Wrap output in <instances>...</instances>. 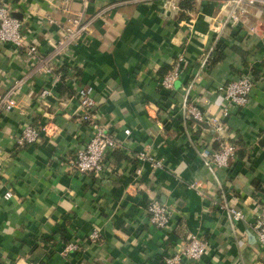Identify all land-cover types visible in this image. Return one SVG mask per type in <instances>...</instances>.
<instances>
[{
    "label": "crops",
    "instance_id": "crops-1",
    "mask_svg": "<svg viewBox=\"0 0 264 264\" xmlns=\"http://www.w3.org/2000/svg\"><path fill=\"white\" fill-rule=\"evenodd\" d=\"M11 1L21 33L49 49L59 29L46 17L64 20L62 0ZM186 1L174 12L166 0H90V29L65 55L73 69L68 81L93 87L99 122L118 138L124 128L131 131L122 149L108 154L110 171L94 176L69 166L90 134L72 82L44 101L39 96L47 81L33 75L17 93V108L0 114V264H164L188 232L207 248L199 261L185 264H264L251 227L256 198L264 200V10L248 13L256 33L242 27L217 32L225 16L218 2ZM79 7L72 0L70 9ZM179 54L186 63L174 89L164 91L159 79ZM29 67L28 56L0 42V94ZM243 73L254 83L248 103L231 107L222 133L183 114L190 102L219 116L225 102L216 88ZM26 123L40 125L39 138L18 145ZM216 137L237 142L226 168L208 167L198 156ZM137 150L163 166L139 163ZM7 190L12 196L4 199ZM150 199L170 206L166 228L149 223ZM219 202L244 218L233 221ZM93 229L100 240L85 242ZM70 242L81 248L64 254Z\"/></svg>",
    "mask_w": 264,
    "mask_h": 264
},
{
    "label": "built area",
    "instance_id": "built-area-1",
    "mask_svg": "<svg viewBox=\"0 0 264 264\" xmlns=\"http://www.w3.org/2000/svg\"><path fill=\"white\" fill-rule=\"evenodd\" d=\"M78 10L70 9L72 0H62L61 9L65 14L62 22L56 21L51 16L46 17L49 24H54L59 29L58 38L52 42L47 50H41L40 47L27 39L21 33V20L13 14L12 4L9 7L5 0H0V42L10 43V45L29 57L30 67L23 72L20 77L13 79L11 86L0 94V114L17 108V93L22 88V84L33 75L42 76L47 84L40 92V98L44 101H50L57 94V87L61 84L70 85L74 91V98L79 109V119L87 125L90 134L80 148L76 149L75 157L70 161L72 171L92 174L99 176L102 173L110 171L107 166V156L115 150L122 149L125 140L131 134L129 128H124V138H118L108 127L101 124L96 114V104L93 95V87L90 84L76 83L68 81L67 74H73V69L66 62L65 55L68 50L79 44L81 38L89 31L92 19H86V10L90 0H77ZM180 0H166V5L171 11H180ZM194 2L205 0H192ZM220 8L225 11V16L221 17L214 30L222 32L223 28H245L250 33L257 32V26L250 24L247 16L250 9L264 10V0H215ZM223 27V28H221ZM214 47V46H213ZM183 54L177 55L170 62L169 69L160 77L159 85L164 91L170 92L174 89L175 83L180 77L181 71L185 65ZM65 67V71L62 68ZM253 79L248 73H243L237 78L229 79L220 84L216 90L222 96L225 106L219 116H209L196 105L185 102L182 105L183 114L194 121L203 122L210 127L216 134L224 130L223 118H225L231 107H241L248 103L249 95L253 87ZM61 107L66 108L62 102ZM17 113L24 116L23 110ZM41 131L40 125L33 123L22 124L21 131L16 138L18 145L25 143H34L38 140ZM127 138V139H126ZM236 147L233 142L219 140L218 137L212 138L208 143L202 146L198 151V156L208 167L226 168L229 161L235 156ZM135 160L139 163H147L152 169H158L163 166L161 160H157L146 150H137L133 152ZM139 172V169L137 173ZM195 189L198 194H202V189L197 183L189 185ZM11 191L7 190L3 198H11ZM256 209L254 220L251 225L258 245L264 250V200L256 198ZM220 208H225L233 221H239L244 218L242 211L232 206L218 203ZM145 212L149 223L158 229H164L169 224L171 208L169 205L158 200L150 199L145 207ZM85 242L96 243L100 240V232L93 229ZM81 248L79 243L70 242L65 246L64 254ZM207 242L196 233L188 232L183 244L168 255L163 257L164 264H185L199 261L205 254Z\"/></svg>",
    "mask_w": 264,
    "mask_h": 264
},
{
    "label": "trees",
    "instance_id": "trees-1",
    "mask_svg": "<svg viewBox=\"0 0 264 264\" xmlns=\"http://www.w3.org/2000/svg\"><path fill=\"white\" fill-rule=\"evenodd\" d=\"M186 2H187V4H189V3H190V0H189V1H186ZM188 6H189V5H188ZM217 59H218V57H217ZM62 69H63V71L66 70L65 68H62ZM168 69H169V68H168ZM168 69H167V70H168ZM233 143H234L235 147H237V145H236L237 142H233ZM236 149H237V148H236Z\"/></svg>",
    "mask_w": 264,
    "mask_h": 264
},
{
    "label": "rangeland",
    "instance_id": "rangeland-1",
    "mask_svg": "<svg viewBox=\"0 0 264 264\" xmlns=\"http://www.w3.org/2000/svg\"><path fill=\"white\" fill-rule=\"evenodd\" d=\"M12 3L11 0H5V4L9 7V5Z\"/></svg>",
    "mask_w": 264,
    "mask_h": 264
},
{
    "label": "water",
    "instance_id": "water-1",
    "mask_svg": "<svg viewBox=\"0 0 264 264\" xmlns=\"http://www.w3.org/2000/svg\"><path fill=\"white\" fill-rule=\"evenodd\" d=\"M195 122H197V123H199L200 125H202V126H207L205 123H203V122H198V121H195Z\"/></svg>",
    "mask_w": 264,
    "mask_h": 264
}]
</instances>
